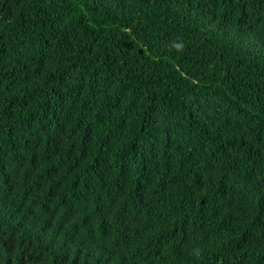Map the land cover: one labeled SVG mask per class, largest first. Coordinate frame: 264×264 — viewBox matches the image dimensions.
I'll return each instance as SVG.
<instances>
[{
	"label": "trees",
	"instance_id": "obj_1",
	"mask_svg": "<svg viewBox=\"0 0 264 264\" xmlns=\"http://www.w3.org/2000/svg\"><path fill=\"white\" fill-rule=\"evenodd\" d=\"M0 264H264V0H0Z\"/></svg>",
	"mask_w": 264,
	"mask_h": 264
}]
</instances>
